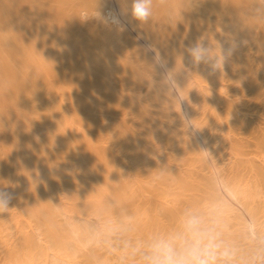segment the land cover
I'll return each mask as SVG.
<instances>
[{
	"label": "bare ground",
	"instance_id": "1",
	"mask_svg": "<svg viewBox=\"0 0 264 264\" xmlns=\"http://www.w3.org/2000/svg\"><path fill=\"white\" fill-rule=\"evenodd\" d=\"M130 9L0 0V264H150L193 217L264 264V0Z\"/></svg>",
	"mask_w": 264,
	"mask_h": 264
},
{
	"label": "clouds",
	"instance_id": "2",
	"mask_svg": "<svg viewBox=\"0 0 264 264\" xmlns=\"http://www.w3.org/2000/svg\"><path fill=\"white\" fill-rule=\"evenodd\" d=\"M131 16L141 23H146L152 15V0H131ZM199 60V50H194ZM210 153L204 152L208 157ZM11 197L0 190V213L7 212ZM187 239L180 251L170 245H158L154 254L147 259L150 264H231L234 249L219 239L216 224H206L193 217L187 222ZM251 227H254L251 226Z\"/></svg>",
	"mask_w": 264,
	"mask_h": 264
}]
</instances>
